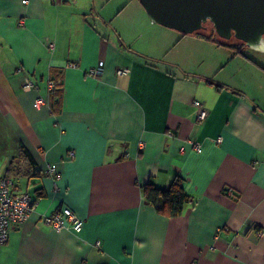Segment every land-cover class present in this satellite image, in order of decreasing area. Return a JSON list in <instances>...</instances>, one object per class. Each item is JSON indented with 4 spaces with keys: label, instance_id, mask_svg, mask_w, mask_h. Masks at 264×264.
Segmentation results:
<instances>
[{
    "label": "crops",
    "instance_id": "crops-1",
    "mask_svg": "<svg viewBox=\"0 0 264 264\" xmlns=\"http://www.w3.org/2000/svg\"><path fill=\"white\" fill-rule=\"evenodd\" d=\"M21 1L0 0V177L37 203L0 264H264V99L253 91L264 71L196 35L230 54L195 66L194 34L155 28L135 0ZM176 177L192 201L163 217L142 186ZM57 210L81 232L50 228Z\"/></svg>",
    "mask_w": 264,
    "mask_h": 264
},
{
    "label": "water",
    "instance_id": "water-1",
    "mask_svg": "<svg viewBox=\"0 0 264 264\" xmlns=\"http://www.w3.org/2000/svg\"><path fill=\"white\" fill-rule=\"evenodd\" d=\"M153 22L184 35L211 23L223 40L264 51V0H138Z\"/></svg>",
    "mask_w": 264,
    "mask_h": 264
},
{
    "label": "built area",
    "instance_id": "built-area-1",
    "mask_svg": "<svg viewBox=\"0 0 264 264\" xmlns=\"http://www.w3.org/2000/svg\"><path fill=\"white\" fill-rule=\"evenodd\" d=\"M22 4H27L28 0H22ZM53 44H50L52 47ZM70 67H76L75 64L69 65ZM104 63L98 62L96 66L88 69L87 74L91 77H98L102 74ZM129 73L127 68H118L116 74L118 76H125ZM23 90L30 91L34 87V84L26 79L23 83ZM56 85L53 82L48 83V89L54 90ZM43 101L41 99L35 102V106L38 107ZM196 107V119L198 122L204 121L208 112L199 101H194ZM217 143L221 142V139L216 140ZM194 149L200 152V146L194 144ZM74 156L73 152L68 154L69 158ZM47 176L53 177L54 179L59 178V174L56 171L55 165H50L45 173ZM14 181L7 177H0V246H3L8 241L9 231L12 225L23 223L28 215L35 209L37 201L34 200L27 193H18L14 190ZM43 221L53 230L61 231L69 229L74 233H80L84 221L77 217L72 212L57 210L54 213L47 215L43 218Z\"/></svg>",
    "mask_w": 264,
    "mask_h": 264
},
{
    "label": "trees",
    "instance_id": "trees-1",
    "mask_svg": "<svg viewBox=\"0 0 264 264\" xmlns=\"http://www.w3.org/2000/svg\"><path fill=\"white\" fill-rule=\"evenodd\" d=\"M206 24H210V30L205 28L193 34L230 50L233 55L244 56L243 50L246 46L243 42L236 39L234 40V38L223 40L217 36L211 23L207 22ZM182 35L185 36L184 34ZM32 176H39V174H33ZM142 194L148 206L154 208L159 215L167 218L181 216L184 207L192 201V198L184 191L179 177H176L166 189H159L150 182L146 183L142 186Z\"/></svg>",
    "mask_w": 264,
    "mask_h": 264
},
{
    "label": "rangeland",
    "instance_id": "rangeland-1",
    "mask_svg": "<svg viewBox=\"0 0 264 264\" xmlns=\"http://www.w3.org/2000/svg\"><path fill=\"white\" fill-rule=\"evenodd\" d=\"M99 2L101 1H104V0H98ZM111 1V0H109ZM117 1H126V0H117ZM129 1V0H127ZM137 4H139L141 6V4L139 3L138 0H135ZM124 4V3H123ZM112 5V4H111ZM109 6H110V3H109ZM99 9L101 10V8L99 7ZM128 11H131L128 10ZM145 13V11H144ZM147 15V14H145ZM147 19L149 20L148 16H146ZM151 21V20H149ZM151 25H155V28H158V29H167V28H163V26H160L156 23H153L152 21L150 22ZM208 27H211L210 24H207ZM144 27V31H145V35H150L151 33H153V30L149 27V26H143ZM162 31H166V30H162ZM167 31H171V30H167ZM210 32V31H208ZM179 33V32H178ZM181 34V33H180ZM179 34V35H180ZM195 36V35H194ZM198 37V36H197ZM195 36V38H187L186 42H184V45H186L187 47V59L189 57V54L191 53L192 57L190 58L191 62L195 65V66H205L206 63L205 61H207L208 63H210V60H208L209 57H211V60L213 61L214 57H216V60H220L222 58L221 55H229L230 52L227 51V50H224V52H217V48H214V46H212L211 44H207L206 42H201L198 40ZM234 41V40H232ZM117 42H120V41H117ZM152 43L154 44H160L162 45L163 44V38H162V35H158L157 38H155V40L152 41ZM189 48L191 49L189 51ZM178 51V50H177ZM221 51V50H220ZM212 52V53H211ZM243 52L246 53V56L253 61V63L255 64L254 67H258L257 69H260L262 71H264V51H259V50H254V49H251L249 47H246L244 48ZM213 53H219V54H216V55H213ZM220 53H223V54H220ZM174 55H177V60H181V55H179L178 53L177 54H169L168 57H173ZM263 76L264 77V72H259V74H257V77L255 80L253 81H256L255 84L253 85V91L260 97H262L264 99V85H261L257 79L260 78V76Z\"/></svg>",
    "mask_w": 264,
    "mask_h": 264
},
{
    "label": "flooded vegetation",
    "instance_id": "flooded-vegetation-1",
    "mask_svg": "<svg viewBox=\"0 0 264 264\" xmlns=\"http://www.w3.org/2000/svg\"><path fill=\"white\" fill-rule=\"evenodd\" d=\"M206 29L210 30V27H208L207 24L204 25ZM235 40V39H234ZM246 46V45H245ZM247 47V46H246Z\"/></svg>",
    "mask_w": 264,
    "mask_h": 264
}]
</instances>
